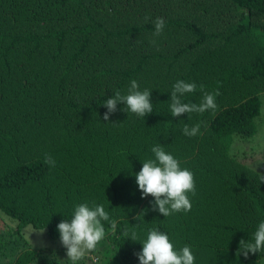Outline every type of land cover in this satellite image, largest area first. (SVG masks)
I'll return each instance as SVG.
<instances>
[{"label": "trees", "instance_id": "16d2710c", "mask_svg": "<svg viewBox=\"0 0 264 264\" xmlns=\"http://www.w3.org/2000/svg\"><path fill=\"white\" fill-rule=\"evenodd\" d=\"M157 17L165 27L153 45ZM132 80L151 90L153 112L143 120L121 103L104 121L102 103L117 90L126 95ZM177 80L207 92L219 82L216 114L172 117ZM182 99L198 104L202 94ZM260 115L264 120V0H0L4 246L17 244L25 227L58 237L57 224L87 202L104 205L115 222H103L105 254L121 264H139L134 253L142 248L125 230L143 241L153 227L174 250L189 246L194 264H261L264 253L237 255L239 241L251 240L264 221V188L257 173L245 174L235 150L257 137ZM199 122V135L182 133ZM258 124L257 138H264V121ZM157 143L193 173L187 213L164 217L151 196L141 198L134 174L154 159ZM45 153L54 168L44 164ZM22 258L30 264L33 254Z\"/></svg>", "mask_w": 264, "mask_h": 264}, {"label": "clouds", "instance_id": "9594fccd", "mask_svg": "<svg viewBox=\"0 0 264 264\" xmlns=\"http://www.w3.org/2000/svg\"><path fill=\"white\" fill-rule=\"evenodd\" d=\"M144 19L147 22L151 17L146 15ZM153 23L154 31L151 34L153 39L150 43L156 45L155 38L162 35L165 21L163 18L157 17ZM197 89L202 94L200 103L183 102V97L194 93ZM220 94L219 82L215 90L207 92L204 85L177 80L172 85L170 93V115L180 117L185 113L203 115L205 112H210L214 116L218 111L216 97ZM121 103L125 106L122 111L127 114L129 112L135 114L143 120L145 116L153 112L151 90L146 88L140 91L135 80L130 81L126 95L117 90L111 98L102 103L107 109L103 114V120L109 121L110 115L117 111V105ZM202 123L199 122L192 127L185 124L182 133L188 137L197 136L200 134ZM151 152L154 154V159L149 158L142 162V168L134 174L141 198L151 196L153 198L152 209L164 217L180 212H189L192 208L189 194L192 196L196 194L193 173L187 168H181L179 161L173 155L166 153L161 144L157 143L153 146ZM43 160L44 164L50 168L56 166L55 159L48 153L44 154ZM261 182H264V175L260 176ZM142 217L143 212L135 216L134 219L139 221L143 219ZM103 222H109L113 227L115 226V222L111 221L104 205L93 203L90 206L87 202L74 205L71 218L62 220L56 226L59 242L66 249V261H70L71 264H79L88 253L96 250L97 245L106 236ZM43 231L44 228L39 233L42 234ZM123 236L142 244L141 250L134 253L139 264H194L195 256L189 246L174 250V245L170 242L168 235L156 227L148 230L147 237L143 241L138 239L135 231L129 233L125 230ZM250 253H264V221L258 224L251 240L241 239L239 241L237 255L247 258Z\"/></svg>", "mask_w": 264, "mask_h": 264}, {"label": "rangeland", "instance_id": "374dc122", "mask_svg": "<svg viewBox=\"0 0 264 264\" xmlns=\"http://www.w3.org/2000/svg\"><path fill=\"white\" fill-rule=\"evenodd\" d=\"M260 100L262 102L263 98ZM258 121H264L261 119V115L258 117ZM258 121H255L257 125L256 136L262 137V129L259 127ZM257 137L250 143L237 144L238 148L235 149L238 153L236 162L242 166L243 171L246 172L245 174L248 177L256 175L254 173H257L258 176L264 175V157H262V155L264 156V138ZM252 143L258 147V149L256 147L255 155L247 151L251 148V145L253 146ZM260 187L261 189L264 188V182L260 183ZM9 226L12 227L13 224ZM40 231L42 230L25 227L17 235V237H20L17 244L4 246L10 240V230L0 222V264H21V260L24 259L22 256L25 252L33 254L30 264H71L70 261H66V249L61 246L59 236L57 237L56 234L52 236L46 230L41 234L39 233ZM107 234L106 232V236ZM106 236L97 245L96 250L88 253L79 264H121L120 260L112 257L111 252L107 255L105 254V251L109 247ZM252 255L254 254L251 253L248 257ZM258 261L264 264V255L258 257Z\"/></svg>", "mask_w": 264, "mask_h": 264}]
</instances>
